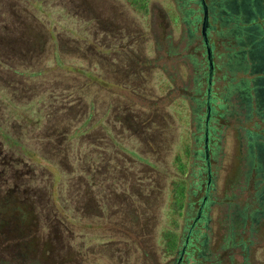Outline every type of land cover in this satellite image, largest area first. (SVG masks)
<instances>
[{
	"label": "rangeland",
	"instance_id": "rangeland-1",
	"mask_svg": "<svg viewBox=\"0 0 264 264\" xmlns=\"http://www.w3.org/2000/svg\"><path fill=\"white\" fill-rule=\"evenodd\" d=\"M258 1L259 14L264 16V0ZM139 3L141 11L130 6L126 0L57 2L67 9H77L83 20L88 21V17L93 19L89 22L88 33L93 41L97 40L103 46L98 66L90 63L92 56L85 61L79 60L77 56L81 54L80 51L78 55L73 54L72 58L69 56V52L74 50L71 49L70 41L76 40L74 31L77 30V21L71 19L69 22L68 19L67 30L70 33L55 26L52 31L46 28L42 32L28 27L25 29L26 33L29 31L33 44L25 54L20 52L19 56L29 58L34 54L41 65L46 60L52 62L48 65L49 72L42 77L50 79L55 89L52 90L53 94L61 95L60 89L69 88V80H81L75 70H84L92 76L100 73L105 83V87L100 89L95 87L99 84L98 81H89L90 87L86 88L95 95L94 108L91 110L90 105L83 102L84 106L78 105L79 107L71 109L66 107L62 113L55 107L59 100H54L55 103L51 105L44 103L43 92L40 102L35 103V106L50 110L48 124L58 128L67 126L69 132L73 130L74 122L82 123L86 120L82 131L86 137L82 141L96 138L103 141L102 160L106 162L102 163V171L105 176H108V165L113 162L122 169L119 174L122 178H135L140 170L149 177L153 187L149 197L143 195L137 205L132 207L124 198L112 195L111 192H115V189L112 190L107 184L103 189L107 193L104 196V209L100 210L103 212L102 220L95 221L91 216L97 206L92 198L85 196L72 200V194L68 192L70 204L67 206V202L63 201V175L39 162L36 168H45L51 173L53 184L49 201H45L43 192V196L37 198L39 208L28 211L20 206L18 209L23 225L32 222L37 225L27 247L22 246L26 249V258L29 263L35 264H175L178 258L175 252L180 248V241L188 236L187 227L193 222L200 199L205 198L208 208L203 209L202 216L206 230L198 233L204 235L203 254L210 260L201 261L200 264L214 263L217 253L223 257L221 264H264V196L254 206L251 204V188L247 191L251 184L248 183V161L250 162L251 151L254 154L257 151L258 142L262 144L260 157L264 159V133H258L257 138L251 139V146H247L245 129H251L253 120L240 125L237 122L242 118L229 114L227 125L216 134V142L208 139L209 105L205 120V145L199 134L198 148L193 149L195 123L191 115V103L178 99L176 95L179 89H191L195 70L186 58L177 59L179 56L173 57L167 53L169 48L172 52H179L188 41L187 26L177 17L180 12L187 11L188 6H183L184 0H139ZM53 16L55 17L54 14ZM253 71L262 76L264 65L260 64ZM253 76H243L248 87L252 86ZM43 79L39 83L40 91L47 86ZM208 81L210 83V77ZM222 85L227 88V83L214 80L210 88L214 91ZM132 86L137 88L142 103H149L148 109H142V103L131 101V105L117 92L115 97H111V87L128 91ZM233 86L236 88L234 83ZM238 94L235 91L228 97L230 110L236 109L240 102ZM259 128L264 131V122L259 124ZM44 132L51 134L56 130L49 126ZM109 134L114 137L116 144L109 141ZM192 151H200L199 160L204 154L206 173L201 179L190 180L195 184L186 188L181 202L177 188L181 187V179L190 177L189 174L192 173V156H196ZM124 152L132 153L135 157L123 156ZM238 157L244 160L239 174ZM57 159L60 157L57 156ZM59 161L63 162L61 159ZM113 178L118 177L115 175ZM199 181L200 190L196 192L194 189ZM194 192L195 195L192 194ZM73 204L85 215L79 222L69 211ZM253 208H258L260 215L253 223L252 243L244 250L240 244L237 247V244L249 234L248 220L237 217L241 210L250 212ZM13 209L12 200L0 203V224ZM137 209L144 212L142 217L137 215ZM104 214L108 215V219L103 218ZM109 215H115L113 217L124 224L123 229L120 228L121 232L112 228L110 224L113 220ZM43 223H48L51 228L45 230ZM124 228H130L131 232L135 229L139 235L145 233L143 243L141 242L142 250L132 242L124 243L130 239L126 237ZM105 234H109L110 238L114 237L115 241L108 242L109 239L103 237ZM170 236L175 237L172 245L167 241ZM230 237L234 248L223 250ZM190 262L191 260H187V263ZM180 264L185 263L181 261Z\"/></svg>",
	"mask_w": 264,
	"mask_h": 264
},
{
	"label": "trees",
	"instance_id": "trees-1",
	"mask_svg": "<svg viewBox=\"0 0 264 264\" xmlns=\"http://www.w3.org/2000/svg\"><path fill=\"white\" fill-rule=\"evenodd\" d=\"M58 1L0 0V192L2 191L0 203H8L9 200H12L14 204L13 211L0 224V264H35L28 262L22 246L27 247L26 244L31 241L30 237L36 231L37 225L35 222L23 225L18 209L20 206L28 211L39 208L37 198H41L43 192L46 202L51 198L52 176L45 168L41 170L36 168L39 162L55 169L57 174L63 175V201L67 202V206L70 204V197H67L68 192L72 194V200H76V198L79 200L85 196L92 198L97 210L90 218L95 221L102 220L101 213L103 212L100 210L104 209V196L107 193H104L103 189L107 184L112 190L115 189V192L114 190L111 192L112 195L124 198L131 206L137 205L143 195L149 197L153 190L151 181L148 176H145V173L138 170L135 178L124 179L119 175L122 169L115 166L113 162L108 165L109 168L106 169L108 176H105V172L102 171L104 165L102 163L106 162L102 160L103 141L98 138L82 141L83 137H86L82 134L86 120L82 123L74 122L73 130L68 132L67 126L58 128L48 124L49 117H51L50 110L45 109L46 107L35 106V103L40 102L41 94L44 92V103L51 105L55 103L54 100H59L55 107L59 108L62 113L66 107L71 109L79 107L78 105L84 106L83 102L88 103L91 110L94 108L95 95L86 87H90V82L97 81L99 84L95 87H100V89L105 87L100 73L92 76L84 70H75V73L81 76V80H69V88H62L60 89L62 94L55 95L50 79L42 77L49 72L48 65H51L52 62L46 60L41 65L37 62L38 59L34 54L29 58L19 56L20 52L25 54L33 44L29 31L25 32L27 27L33 31L42 32L45 28L52 31L55 26L65 31L69 29L67 24L73 19L78 22V26L74 31L76 40L70 41L71 49L74 50L69 52V56L72 58L73 54L78 55L80 51L81 54L79 53L77 56L79 60L85 61L92 56L90 63L99 65L103 46L99 41L92 40L87 29L90 25L89 22L93 19L88 17V21L83 20L77 9L72 7L73 12L72 8L67 9L63 4L58 5ZM126 1L133 8L142 10L139 0ZM258 2V0H184L183 6H188V9L180 12L177 17L187 26L188 41L179 52H172L173 50L169 48L167 53L173 57L174 55L179 56L177 59L186 58L195 70L191 89H179L176 95L178 99L191 103V115L195 123L192 135L193 149L198 148L199 134L202 143L205 140V120L209 105L208 139L216 142L218 138L216 134L223 126L227 125L229 114H235L242 118L237 122L240 125L253 120L251 129H245V136L248 139L247 146H251V139L257 138L258 133H264L263 129L259 128V124L264 122V73L262 76H258L253 71L255 67L260 66L259 53L264 51V16L259 14ZM203 9L206 10L205 36L206 45L210 50V67L207 61V47L201 36ZM52 14L55 17H52ZM193 43H195L194 46ZM87 50L88 53H86ZM69 72L74 73L73 71ZM247 74L254 75L251 87H248V82H245L243 78ZM209 77L210 83H208ZM213 77L216 82L227 83V88L222 85L212 91L210 86L214 83ZM42 79L46 81L44 83L47 86L43 91H40L39 83ZM136 89L133 86L128 91L111 87L113 94L111 97H115V94L118 93L131 105L133 104L131 101L142 103ZM235 91L239 93V103L241 104L237 103L236 109L230 110L227 103L228 97ZM141 107L146 110L150 105L142 103ZM143 123L145 124V122ZM49 126H52L56 132L45 133L44 130ZM107 138L112 144H116L111 134ZM256 144L259 146L257 147L258 152L256 151L254 154L251 151L250 162L248 161V165H250L248 166L250 171V173L248 172V183L251 184L247 187V191L251 188V204L254 206H257L259 198L264 196V159L260 157L262 144L261 142ZM191 153L196 155L192 156V173L189 174L190 177L181 179V187L177 188L181 202L186 188L195 184L190 180L201 179L202 175L206 173L204 154L203 158L200 157L201 160H199L200 151ZM125 155L135 157L129 152L128 154L124 152L123 156ZM57 156L63 161L62 163H60V159H57ZM113 168H115L114 171ZM115 175L118 178H113ZM200 185L201 181L197 182L194 189L196 192L200 190ZM192 194L195 195V192ZM70 210L78 222L82 217H85L75 204L69 208ZM136 211L139 217L144 215L142 210L137 209ZM262 213L264 214V209ZM259 215L258 208H253L250 212L243 209L238 217L235 216L244 221L248 220L249 231L248 236L243 241H239L237 247L241 245L245 250L252 243V227ZM110 216L113 220V223L110 224L112 228L121 232L120 228L123 229L124 224L119 223V220L113 217L115 215ZM103 218L108 219V215L104 214ZM104 225L109 227L108 224ZM43 226L45 230L51 228L48 223H43ZM107 226H105L106 230ZM124 231L126 237H130L124 243L132 242L136 248L139 246L142 250L141 242L143 243L145 233L139 235L135 229L131 232L130 228L129 230L124 228ZM196 233L198 231H194L193 227L185 238L188 239L185 259H183L185 264H200L201 261L210 260L203 254L204 235ZM103 237L109 239L108 242L115 241L114 237L110 238L109 234H105ZM184 240L180 241V248L176 250L178 253L181 251ZM167 241L172 245L175 242V237L170 236ZM227 242L223 250L234 248L231 237ZM187 260H191V262L187 263Z\"/></svg>",
	"mask_w": 264,
	"mask_h": 264
},
{
	"label": "flooded vegetation",
	"instance_id": "flooded-vegetation-1",
	"mask_svg": "<svg viewBox=\"0 0 264 264\" xmlns=\"http://www.w3.org/2000/svg\"><path fill=\"white\" fill-rule=\"evenodd\" d=\"M259 59H260V64L264 65V51L259 53ZM205 152V151H204ZM240 153L242 154V149L240 147ZM244 158V156H243ZM242 157H238V174L241 172V169L243 167L242 161L243 160ZM208 187V184H206V188ZM208 208V202L205 201V198H202L200 201V205L198 206V209L195 212V216L194 219L192 220L193 222H191L188 227H187V231L190 233L194 227V231H198L199 233H202L204 230H206V223L204 222V217L202 216L203 213V209H207ZM193 226V227H192ZM192 227V228H191ZM222 231H224V229H222ZM188 239L184 240L183 243V247L181 248L180 253H178L177 251L175 252V254L177 255V260L175 264H180L181 261H183V255H185L186 253V243H187ZM23 251L26 252V249L23 248ZM219 255L218 253L215 255L216 259L214 260L213 264H221L222 263V259L223 257Z\"/></svg>",
	"mask_w": 264,
	"mask_h": 264
},
{
	"label": "water",
	"instance_id": "water-1",
	"mask_svg": "<svg viewBox=\"0 0 264 264\" xmlns=\"http://www.w3.org/2000/svg\"><path fill=\"white\" fill-rule=\"evenodd\" d=\"M205 25H206V10L203 9L202 24H201V36L203 38L204 44L206 45L207 41H206V36H205ZM206 47H207V45H206ZM206 53H207L208 66L210 67V65H211V62H210V51H209L208 47L206 48ZM205 141L206 140H204V145H205ZM205 149H206V146H204V150Z\"/></svg>",
	"mask_w": 264,
	"mask_h": 264
},
{
	"label": "crops",
	"instance_id": "crops-1",
	"mask_svg": "<svg viewBox=\"0 0 264 264\" xmlns=\"http://www.w3.org/2000/svg\"><path fill=\"white\" fill-rule=\"evenodd\" d=\"M107 207H108V206H107ZM115 211H116V209H115ZM115 211H114V212H115Z\"/></svg>",
	"mask_w": 264,
	"mask_h": 264
}]
</instances>
